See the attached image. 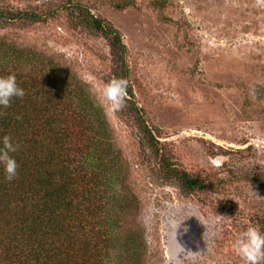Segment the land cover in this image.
Instances as JSON below:
<instances>
[{"label": "rangeland", "instance_id": "1", "mask_svg": "<svg viewBox=\"0 0 264 264\" xmlns=\"http://www.w3.org/2000/svg\"><path fill=\"white\" fill-rule=\"evenodd\" d=\"M73 4L120 32L135 102L209 190L184 193L164 180L131 117L102 103L98 90L114 67L109 44L71 22ZM0 8L40 14L0 27V37L67 65L102 110L122 164L111 199L121 230L144 228L154 264H241L237 233L264 224L261 0H0Z\"/></svg>", "mask_w": 264, "mask_h": 264}, {"label": "trees", "instance_id": "2", "mask_svg": "<svg viewBox=\"0 0 264 264\" xmlns=\"http://www.w3.org/2000/svg\"><path fill=\"white\" fill-rule=\"evenodd\" d=\"M40 18L0 8V27ZM70 18L107 39L114 63L109 79L128 80L119 113L131 117L140 149L158 161L162 178L184 193L209 190L205 178L175 161L135 102L120 32L81 4L72 5ZM4 42L0 37V75L15 72L25 95L0 109V136L8 133L18 144L12 155L19 165L12 180L0 167V264H154L144 228L121 230L117 221L122 213L111 199L122 164L102 110L67 65Z\"/></svg>", "mask_w": 264, "mask_h": 264}, {"label": "clouds", "instance_id": "3", "mask_svg": "<svg viewBox=\"0 0 264 264\" xmlns=\"http://www.w3.org/2000/svg\"><path fill=\"white\" fill-rule=\"evenodd\" d=\"M264 6V0H261ZM128 80L124 77H112L98 90L102 103L116 112L126 103ZM25 90L17 82L15 72L0 75V109L8 107L14 97H23ZM18 144L13 137L5 133L0 136V167L5 178L12 180L17 175L18 162L12 153L16 152ZM219 163V161H217ZM234 253L240 257L241 264H264V231L258 224L249 223L239 231L232 242Z\"/></svg>", "mask_w": 264, "mask_h": 264}]
</instances>
